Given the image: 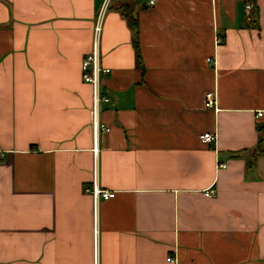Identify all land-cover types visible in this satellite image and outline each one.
I'll return each mask as SVG.
<instances>
[{
  "label": "crops",
  "instance_id": "crops-1",
  "mask_svg": "<svg viewBox=\"0 0 264 264\" xmlns=\"http://www.w3.org/2000/svg\"><path fill=\"white\" fill-rule=\"evenodd\" d=\"M248 4L0 0V264H264V0L257 23Z\"/></svg>",
  "mask_w": 264,
  "mask_h": 264
},
{
  "label": "built area",
  "instance_id": "built-area-1",
  "mask_svg": "<svg viewBox=\"0 0 264 264\" xmlns=\"http://www.w3.org/2000/svg\"><path fill=\"white\" fill-rule=\"evenodd\" d=\"M157 0H149V5L156 4ZM247 11H251L252 5L248 4L246 5ZM103 11L100 12L98 15V18L96 20L95 26H94V40H93V48L89 54L85 56V58L82 61V77L83 80L86 83H89L94 88L95 93V103L96 105H99L101 100L109 102L110 98L106 96H101L100 93V85L102 77L105 75H108L111 73V69L108 67H104L101 64V58H100V43H101V36H102V29H103ZM218 43L222 42V38L218 36L217 38ZM216 94L214 92H207L205 95V107L207 108H213L216 105ZM263 112H259L258 116H262ZM100 128L103 131H109L110 128L104 124L100 125ZM201 140L207 143H214L217 139L215 133H204L200 136ZM220 167H226V164L220 163ZM86 192L91 193L95 196H102L105 199H110L115 196L114 191L110 190H104L99 188L96 184L94 186L86 188ZM205 196L207 197H214L216 195V190L214 187L209 188L205 191ZM168 261H173L172 257L167 258Z\"/></svg>",
  "mask_w": 264,
  "mask_h": 264
},
{
  "label": "trees",
  "instance_id": "trees-1",
  "mask_svg": "<svg viewBox=\"0 0 264 264\" xmlns=\"http://www.w3.org/2000/svg\"><path fill=\"white\" fill-rule=\"evenodd\" d=\"M248 2L250 1V3H252V9H251V18L254 19V22L257 23V21L259 20V8L257 5H255V0H247ZM123 15L126 17V19L128 20V23L134 33V47L136 49V53H137V58L138 61H140L141 59V54H140V44H139V30H138V18L136 16H133L130 13H127L126 10L123 9Z\"/></svg>",
  "mask_w": 264,
  "mask_h": 264
}]
</instances>
